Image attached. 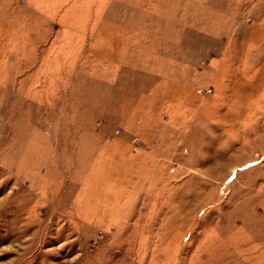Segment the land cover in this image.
Here are the masks:
<instances>
[{"label": "rangeland", "instance_id": "374dc122", "mask_svg": "<svg viewBox=\"0 0 264 264\" xmlns=\"http://www.w3.org/2000/svg\"><path fill=\"white\" fill-rule=\"evenodd\" d=\"M259 17L0 0V264H264Z\"/></svg>", "mask_w": 264, "mask_h": 264}, {"label": "crops", "instance_id": "0c3cea01", "mask_svg": "<svg viewBox=\"0 0 264 264\" xmlns=\"http://www.w3.org/2000/svg\"><path fill=\"white\" fill-rule=\"evenodd\" d=\"M264 22L263 20H261V18L259 17L258 19H255V20H252V23H249V24H246L243 26L242 28V33L240 34L241 35V39L244 43H246L247 45L248 44H251L252 42V39H254V37H252L251 33L252 31H250L251 28H254V29H258V32L259 30L261 32H264Z\"/></svg>", "mask_w": 264, "mask_h": 264}]
</instances>
